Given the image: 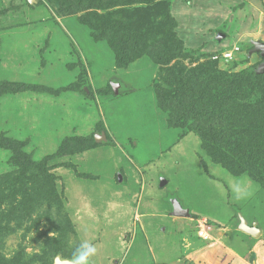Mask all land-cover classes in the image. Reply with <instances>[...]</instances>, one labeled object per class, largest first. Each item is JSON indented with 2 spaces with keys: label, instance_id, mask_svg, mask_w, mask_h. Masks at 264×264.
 Wrapping results in <instances>:
<instances>
[{
  "label": "rangeland",
  "instance_id": "obj_1",
  "mask_svg": "<svg viewBox=\"0 0 264 264\" xmlns=\"http://www.w3.org/2000/svg\"><path fill=\"white\" fill-rule=\"evenodd\" d=\"M124 1L133 4L126 14L146 24L138 53L159 56L163 79L178 73L174 84L203 68V87L214 86L218 76L256 74L263 61L248 53L252 41L264 43V0L117 4ZM102 4L0 0V176L14 179L0 182V264H69L84 241L97 247L92 264H227L229 247L248 264L257 248L264 263L257 244L264 242V142L259 152L241 142L243 166L234 175L192 133L178 141L180 131L165 129L166 117L152 109L147 69L135 79L131 67L117 69L111 51L78 23L125 21ZM119 82L114 95L109 85ZM101 133L112 146L70 154L82 147L73 138ZM172 198L190 218L171 217ZM238 215L257 223L261 236L240 233Z\"/></svg>",
  "mask_w": 264,
  "mask_h": 264
},
{
  "label": "trees",
  "instance_id": "obj_2",
  "mask_svg": "<svg viewBox=\"0 0 264 264\" xmlns=\"http://www.w3.org/2000/svg\"><path fill=\"white\" fill-rule=\"evenodd\" d=\"M100 2L106 3L105 6L103 4L100 6L103 8L102 12L114 9L122 16L125 13V21L122 23L115 21L105 23L106 27H94L81 20L78 23L88 30L89 37L94 42H103L107 45L114 55L117 69L126 70L134 61L144 56L150 58L155 65L164 66L159 62V56L138 53L137 49H139L140 44L145 42V39L139 35V31L144 29L146 24L142 22L143 18L139 22L140 18L135 20L133 19L135 15L129 17L126 14V9L133 5L130 4L132 2L124 1L125 4H117L118 0H100ZM98 18L104 22L108 21L104 15H100ZM161 72L162 70L158 69L153 87L156 107L166 117L168 128L180 131L177 140L182 138L186 132L192 133L200 140L203 152L215 164L231 174H238V170L243 166L245 155L244 149H239L241 142L250 144L253 152L255 150L259 152L263 148L264 76L256 75L248 69L246 72L231 75L232 77L220 78L218 76L214 79L215 81L219 79L223 81V86L211 81L214 86L203 87L200 81L204 78L203 68H200L191 80H183L187 78L182 79L179 74L175 84L174 78L178 73H173V79L167 77L163 79ZM161 82H165L169 86L167 92L162 91ZM69 88L71 86L65 90ZM109 88L111 89L110 85ZM106 93L101 94L100 92L101 97H104ZM94 135L91 134L84 139L81 137L73 138L82 147L70 154L94 151L99 144L95 142ZM105 139L106 141L101 143L105 146H112V140L108 134L105 135ZM13 150L15 149L13 148ZM233 155L235 156L234 159ZM263 157L257 156L256 158L260 161ZM21 158L23 161L28 160L23 155ZM29 166L34 167L39 172L44 171L39 164H30ZM12 175L0 176V182L8 180L11 183L14 180ZM51 190L55 192L54 183L51 184ZM55 196L58 197L57 193Z\"/></svg>",
  "mask_w": 264,
  "mask_h": 264
},
{
  "label": "crops",
  "instance_id": "obj_3",
  "mask_svg": "<svg viewBox=\"0 0 264 264\" xmlns=\"http://www.w3.org/2000/svg\"><path fill=\"white\" fill-rule=\"evenodd\" d=\"M103 45H104V47L106 46L107 47V45L105 44V43H102ZM108 48V47H107ZM109 49V48H108ZM112 53V52H111ZM112 55H113V53H112ZM253 55H257L258 57H260L261 59H263L261 56H260V54H252V55H250L249 56V54H248V57H252ZM113 65L114 66H116L115 65V58H114V55H113ZM129 67H131L130 68V72L132 73V75H133V78L132 79H135L136 78V74H143L142 73V71H144L145 69H147L146 70V72H144V74H143V80H149L150 81V84L149 85H147V87L150 89V95H153V98H154V101H153V105H154V108L152 107V109H154L155 110V112L157 113V114H159V115H162L163 116V114L157 109V107H156V102H155V96H154V92H153V87H154V82H155V79H156V76H157V73H158V70H157V67H156V65L150 60V58H148V57H146V56H144V57H141V58H139L138 60H136V61H134ZM140 67H141V69H140ZM128 69V68H127ZM119 84V88L121 87V84H120V82L118 83ZM134 89V88H133ZM133 89H131L132 91H133ZM117 94H118V92H117ZM163 120H165L164 119V117H163ZM163 122V125H164V128L165 129H169L168 128V126H167V123H166V121L164 122V121H162ZM103 142V141H102ZM101 143V142H100ZM118 175H120V174H118L117 173V182L118 183H121V181H119V178H118ZM121 177V176H120ZM161 180H164L165 181V184L163 185V186H160V182H161ZM168 184V181L165 179V178H163V177H161L160 178V180H159V185H158V187L159 188H164V187H166V185ZM173 200H175V201H177L178 203H180L177 199H174V198H172V199H170V205H171V202L173 201ZM180 206L182 207V209H184V210H188L187 208H184L183 206H182V204L180 203ZM170 209H171V213L173 212V209H172V205L170 206ZM188 212H189V210H188ZM170 213V214H171ZM190 213V212H189ZM188 213V214H189ZM171 217L172 218H177V219H183V218H180V217H175V216H173L172 214H171ZM188 218H190V214H189V217ZM240 218H242L244 221H245V223H246V225L248 226V227H250L249 225H248V223H247V221L241 216V215H238V221H239V224H238V227H237V229H238V231L240 232V233H242V234H244V235H246V236H250V235H248V234H246V233H244L243 231H241V230H239V225H240ZM253 225H255L256 226V228L258 227V224L256 223V224H253ZM258 229V228H257ZM259 230V235L258 236H261V230L260 229H258ZM162 233H165V230H164V228H162ZM176 232V231H175ZM257 236V237H258ZM251 238H256V237H252V236H250ZM257 244H260V249L259 250H261L262 251V253H263V255H264V242H258ZM256 244V245H257ZM262 244V245H261ZM218 244H213V246H210L209 248H208V251H211V250H213V249H216L218 246H217ZM229 247V246H228ZM256 247V246H255ZM257 248H252L251 249V251H252V253H249V254H254V256L252 255V257H254V258H251V262H249V264H264L263 262H261V260L260 259H262L261 257H262V255L256 250ZM225 254H226V260H227V264H248V263H246V261L242 258V256L241 255H239L235 250H233L231 247H229L228 248V250L225 248ZM256 254V255H255ZM255 259V260H254ZM240 260V261H239ZM239 261V262H238ZM241 262V263H240Z\"/></svg>",
  "mask_w": 264,
  "mask_h": 264
},
{
  "label": "water",
  "instance_id": "obj_4",
  "mask_svg": "<svg viewBox=\"0 0 264 264\" xmlns=\"http://www.w3.org/2000/svg\"><path fill=\"white\" fill-rule=\"evenodd\" d=\"M219 37H223V35H219ZM251 45H252V49L248 53L249 56L252 54H260V56L263 58L262 63H260V65L257 67L256 74L260 75V76H264V43H262L260 41H252ZM230 66L231 67L233 66L232 62H230ZM110 87H111L114 95L117 94V91H118L117 89L119 88V85L111 83ZM94 140L96 143H100V141L105 142L106 139H105L104 133H101L100 135H95ZM118 178H119V181H121L120 175H118ZM164 184H165V181L161 180L160 186H163ZM171 205H172V209H173V212L171 214L173 216L180 217V218H188L189 217L188 210L182 209V207L180 206V203L173 200L171 202ZM239 230L243 231L244 233H246L252 237H257L259 235V230L256 228V226L252 225L251 227H248L242 218H240Z\"/></svg>",
  "mask_w": 264,
  "mask_h": 264
},
{
  "label": "clouds",
  "instance_id": "obj_5",
  "mask_svg": "<svg viewBox=\"0 0 264 264\" xmlns=\"http://www.w3.org/2000/svg\"><path fill=\"white\" fill-rule=\"evenodd\" d=\"M244 195H247V193H244ZM96 254L97 247L95 244L90 241H84L72 252L69 264H92V259Z\"/></svg>",
  "mask_w": 264,
  "mask_h": 264
},
{
  "label": "bare ground",
  "instance_id": "obj_6",
  "mask_svg": "<svg viewBox=\"0 0 264 264\" xmlns=\"http://www.w3.org/2000/svg\"><path fill=\"white\" fill-rule=\"evenodd\" d=\"M239 261H240V260H239ZM239 261H238V262H239ZM240 263H241V262H240ZM57 264H59V263H57Z\"/></svg>",
  "mask_w": 264,
  "mask_h": 264
}]
</instances>
